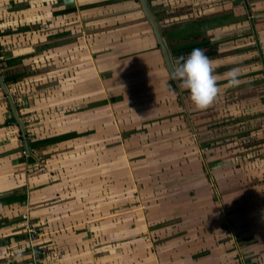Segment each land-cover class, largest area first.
Returning a JSON list of instances; mask_svg holds the SVG:
<instances>
[{
  "label": "crops",
  "instance_id": "obj_1",
  "mask_svg": "<svg viewBox=\"0 0 264 264\" xmlns=\"http://www.w3.org/2000/svg\"><path fill=\"white\" fill-rule=\"evenodd\" d=\"M23 1L28 8L31 6L27 5L30 0ZM34 1L36 7L33 5ZM45 1L32 0L33 8H37L36 17L38 19L45 18L46 11L43 4ZM146 1L159 23L160 32L171 59L173 50L204 40L215 43L218 55L211 60L215 65L216 82L219 89L228 84L226 73L234 68L232 63L236 57L233 56L238 54L239 40L235 34L234 23L231 22L227 27L223 25V28L220 25L221 0ZM250 2L242 0V4H245L243 7L245 9L249 7L251 10V4H257L259 0L255 3ZM13 3L17 5L19 1L0 0V46L1 48L6 46L3 49H7L6 43H13L18 35L22 36L21 33L12 32L14 30L21 32L16 29L19 26L16 22L12 24L13 17L16 18V15L18 17L23 12L26 14L31 12L30 9H24L27 7L13 9ZM52 3L56 6L52 11V15L55 16L52 20L53 26L55 23H59L58 25L60 22L67 23L68 27L65 30L68 31V36L63 43L60 41L61 38L52 39L49 51L54 54L68 51V62L63 65L68 68L70 82L76 80L74 77L77 64L83 62L85 89L87 90L78 93L74 87L69 91L67 103L72 105L70 108L74 111L84 108L79 111L83 122H72V126L66 128V132L61 134L70 132L87 134L31 150L29 148L28 153L24 148L20 129L18 128V133H20L18 140L1 138L7 133V123L4 126L0 125V243L1 240L6 239L5 243L0 244V260H9L11 264H30L25 241L26 227L31 225L36 228L37 244L42 247L41 264H125L129 254L124 250V236L115 235L114 230H111L110 236L103 234L102 220L94 222L90 208L89 214H86V211H78L81 205H77V194L71 193L77 185L75 179L79 180L84 174L82 177L84 186H82L85 190L84 195L87 196L86 189L88 185L91 186L93 177L92 163L87 162V159L92 158L94 142H98L101 146L106 143L102 139L104 138V123L93 121L92 110L104 111L108 110L106 106H112L118 110L123 107L129 111L128 113L136 119L133 122L136 128L126 126L125 129L132 131L130 135L136 131V148H139L136 150V157H141L140 161L145 158L144 162L150 165L158 162L155 156L156 151L152 150V147L163 148L164 152L160 151L161 155L158 157L163 158L161 162L164 161V166L161 167L163 170L160 171L166 172L165 166H169L167 162L170 160L167 161V159L171 153L169 148L176 145L181 146L184 144L183 140H186L183 136L173 132L174 123L182 124L176 117L180 111L179 103L184 104V109L189 110V104L192 102H189L188 92L179 80H169V73L139 0H73L71 4H64L63 0H52ZM238 3L239 0L224 2L223 9L229 13L228 17L235 16V5ZM92 4L97 5L87 7ZM68 9H74V11L54 15L55 12ZM22 26L20 24V27ZM257 27L254 31L259 34L261 31L264 35V26L260 27L257 24ZM79 32H84V39L77 35ZM11 37L13 41L9 40ZM47 37L48 34L42 35L39 41L44 44L49 43ZM82 43H84L83 47ZM45 47L44 45L43 48ZM226 49L230 50V53L223 54ZM243 52L246 53L245 50ZM245 53L241 52V54ZM260 57V62H264V52H261ZM247 59L250 58H245L244 62H252ZM93 78L98 83L96 85H100V90L95 89L96 92L90 84ZM169 85L174 91L169 89ZM2 96L6 99L5 109L8 107L13 115L7 94L4 92ZM114 97H120L121 100L92 107L96 102ZM14 108L16 110L15 106ZM200 110L204 111V109ZM200 110H190L186 115L187 121L191 116L189 122L192 127L195 126L203 135L205 120L200 113L198 114ZM199 116L202 119H199ZM2 121L0 115V124ZM94 124L100 127V132L96 135V137L99 135V139L95 141L93 139V130L96 129ZM144 128L149 131L148 136L140 134ZM157 132H162L163 136L157 137ZM146 138H149L148 149L142 151L140 143L147 142ZM27 142H29L28 139ZM161 142L162 145H160ZM64 145L76 146L74 157L83 156L84 161L76 163V166H69L64 165L73 164L64 160L69 157L68 155L53 156L47 164L52 169V174L31 172L32 163L34 164L44 154L58 147H65ZM87 150L89 153H86ZM55 164L60 167H71L72 171L55 170ZM105 167L107 168V163ZM100 171L102 173L104 170ZM61 175L65 179L73 177L70 181L72 186H64L61 182ZM102 176L99 174V178ZM217 176V188L220 195L213 196L215 202H207L206 205L197 204V210H194L196 207L192 209L191 212L195 213L193 216L197 218L196 220L189 218L164 220V217L172 214L166 215L163 212L169 211L172 205V207L178 205L176 203L167 206L166 204L177 200L171 191L165 192L166 201L160 208L162 210L152 214L147 220L136 221L144 233L146 230L144 236L150 237L148 252H145L143 248L140 249V244L136 242V257H130L127 263L264 264V185L255 183L252 189L251 187L246 189L244 182L235 186L226 185L227 181L231 184L233 177L236 178L238 174L232 172L229 176H221L218 172ZM147 177L149 181L153 179L150 175ZM100 180L103 182V177ZM203 190L205 188L198 186L195 193L203 194ZM214 190L209 194L210 197L212 193H215ZM175 192L179 193L180 198L184 193L183 199L179 202L180 206H178L182 215L186 212L182 205L190 204L191 194L188 189L182 188ZM207 198L208 195L203 200ZM7 199L13 200L11 203L3 201ZM51 200L53 202L49 204L48 201ZM83 206L86 210L87 206ZM199 216L208 218L199 219ZM94 226L96 232L93 231ZM113 226H116L114 227L116 229H123L119 224ZM173 230L178 234L172 238L171 235L166 234L162 238L158 236L161 232L171 233ZM152 242L155 246L151 245Z\"/></svg>",
  "mask_w": 264,
  "mask_h": 264
},
{
  "label": "rangeland",
  "instance_id": "obj_2",
  "mask_svg": "<svg viewBox=\"0 0 264 264\" xmlns=\"http://www.w3.org/2000/svg\"><path fill=\"white\" fill-rule=\"evenodd\" d=\"M17 1H19L17 5L13 3V9L27 7L23 0ZM226 1L221 0L220 2V6H222L220 25L222 28L223 25L227 27L231 22L235 25L233 27L239 40L237 44L238 54L233 56L236 59L232 64L234 68L239 69L240 74L237 77L239 83L234 86H228V84L221 86L222 88L219 89L210 105L204 108V111L199 109L198 114L200 113L205 120L203 135L195 126L192 127L190 124L191 116L187 121L186 114L190 110H196V108L193 104H189V110H186L184 104L179 103L180 111L176 117L182 124L174 123L173 132L183 136L186 140H183L184 144L181 146L176 145L169 148L171 153L167 159V161L170 160L167 162L169 166H165L166 172L160 171L163 170L161 167L164 166V161L161 162L160 160L163 158L158 157L161 152H164L163 148L152 147V150L156 151L155 156L158 162L150 165L144 162L145 158L140 161L141 157H136V150L139 149L136 148V131L130 135L132 131L125 129L126 126L136 128V124L133 123L136 119L131 113H128L129 111L123 107L118 110L112 106H106L108 110L104 111L92 110L93 121L104 123V138L102 139L106 143L101 146L98 142H94L92 158L91 160L90 158L87 159V162L92 163L93 176L91 186L88 185L86 189L87 196L84 195V179L82 178L84 174L79 180L75 179L77 185L71 193L77 194V205H81L78 207V211H86V214H89L90 208L94 222L102 220L103 226L100 227L103 234L110 236L111 230H114L115 235L124 236V250L129 254L125 264H132L127 263V259L132 256L133 258L136 257V242L140 244V249L143 248L145 252H148L150 237L144 236L146 230L144 233L136 221L147 220L152 214L161 211L160 208L166 201L165 192L171 191L177 200L166 205L170 206L176 203L178 205H174L175 207L172 205L169 211L163 212L166 215L172 214L164 217V220L175 218L196 220L197 218L193 216L195 213L191 212L195 207L194 210H197L196 205L186 206L184 209L186 212L180 214L178 206H180L179 202L183 199L184 193L180 198L179 193L175 192L177 189H188L189 194H192L193 191L195 193L198 186H201L205 188L203 191H206L208 195L206 202H210L214 195H220L217 188L218 172L221 176H229L232 172L238 174L236 178L233 177L231 184L227 181L226 185L235 186L244 182L246 189L248 187L252 189L255 183H257L256 185H264V103L260 101V98L264 96V62L259 60L261 59V52H264V35L261 31L260 34L254 31L257 24L260 27L261 25L264 26V0H259L257 4H251V10L249 7L245 9L243 7L245 4L239 0V3L235 5L236 14L233 17H228L229 13L223 9V4ZM249 1L255 3L257 0ZM29 2L27 5L30 4L31 6L24 9H30L31 12L28 14L23 12L18 17L17 15L16 18L13 17L12 20V24L16 22L19 25L16 29L21 30V32L18 30L12 32L21 33L22 36L18 35L13 43H6L7 49H3L6 46H2L3 48L0 46V66L2 68L0 73H3V75L1 74L2 77L7 74L10 76V74L25 73V76L19 77L17 82L5 86L30 142L66 132V128H70L72 122H83L79 111L84 108H80L78 111L71 110V104L67 102L69 91L76 87V92L83 93L86 90V83L83 74V62L77 64V72L74 77L76 80L70 82L68 80V68L63 65L68 62V51L57 54L49 51L52 39L61 38L60 41L63 43L68 36V31L65 30L68 27L67 23L60 22V25L55 23L53 26L52 20L55 16L52 15V11L56 6H53L52 0H46L43 3L46 11L44 19L36 17L37 8H33L32 0ZM33 5L36 7L35 1ZM26 23L28 25H25ZM20 24L23 26L20 27ZM59 30H61L60 33ZM46 34H48L47 41L50 42L41 43L39 40L42 35L46 36ZM77 35L85 38L84 32H79ZM9 40L13 41L12 37ZM44 45L45 48H43ZM83 46L84 43H82ZM228 52L230 53V50L226 49L223 54ZM241 52L245 54H241ZM245 58H250L247 60H252V62H244ZM256 60L259 62H255ZM90 84L94 92H96L95 89L100 90V85H96L98 83L95 82L94 78ZM3 93L4 91L0 86L2 107L0 115L3 120L0 125L4 126L11 113L8 107L5 109L6 99L2 96ZM212 112L215 113L212 114ZM198 118L202 119L200 116ZM6 128L7 133L1 138L17 140L20 138L17 122L6 125ZM94 128L97 129L93 130L95 141L97 138L99 139V135L97 137L96 135L100 132V127L94 124ZM148 133L146 128L140 131L143 136H148ZM160 135L162 132L156 133V136L161 138ZM146 139L147 142L140 143L142 151L148 149L149 138ZM64 146L44 154L41 159H37L31 165L33 169L31 172L52 174L53 171L47 164L53 156L68 155L69 157L64 160L73 164L64 165L69 166H76V163L84 161L83 156L76 155L74 157L76 146ZM86 153H89V150ZM106 163L107 168L105 167ZM101 169L104 170L102 173ZM55 170L72 171V168L60 167L55 164ZM99 174L103 175V182H101L100 178L102 177L99 178ZM147 175L152 176L153 179L149 181ZM72 179L73 177L67 179L62 177L61 182L66 187L72 186L70 183ZM211 188L215 189L212 197L209 195L211 191L213 192ZM90 189L91 191H89ZM52 202L53 200L48 201L49 204ZM83 205L87 206L86 210L83 209ZM198 218L206 219L208 217L200 218L199 216ZM117 224L121 225L123 229L114 228L116 226L113 225ZM93 231L96 232L95 226ZM165 234L171 235L172 238L178 233L173 230L171 233L161 232L158 236L162 238ZM151 245L155 246L154 242Z\"/></svg>",
  "mask_w": 264,
  "mask_h": 264
},
{
  "label": "clouds",
  "instance_id": "obj_3",
  "mask_svg": "<svg viewBox=\"0 0 264 264\" xmlns=\"http://www.w3.org/2000/svg\"><path fill=\"white\" fill-rule=\"evenodd\" d=\"M214 68V62L200 48H193L187 57L176 58L175 65L169 70V80H179L182 87L188 91L193 106L196 109H204L219 91ZM239 74L237 68L227 71L228 86L239 83ZM169 89L174 91L170 85Z\"/></svg>",
  "mask_w": 264,
  "mask_h": 264
},
{
  "label": "trees",
  "instance_id": "obj_4",
  "mask_svg": "<svg viewBox=\"0 0 264 264\" xmlns=\"http://www.w3.org/2000/svg\"><path fill=\"white\" fill-rule=\"evenodd\" d=\"M95 5L97 4H92V5H89L87 7H94ZM74 11V9H68V10H62V11H59V12H55L54 15H63V14H67V13H70ZM1 35V34H0ZM216 45L215 43H211L207 40H204V41H201V42H198V43H195V44H191V45H188L186 47H183V48H179V49H176V50H173L171 52L172 54V62H173V65H175V61H176V58L178 57H181V56H184V57H187V55L190 53V51L193 49V48H200L204 54L209 57V59L213 58V57H216L218 55V52H217V48H216ZM0 70L2 71V68L0 66ZM0 71V72H1ZM3 75V73H0ZM1 75V76H2ZM21 76H25V73H15V74H10V76L7 74L6 76H3V82L5 85L7 84H10V83H14V82H17V80L19 79V77ZM188 92V91H186ZM121 98L120 97H114V98H110L109 100H102V101H99V102H96L92 105V107H97V106H102V105H106L108 104L109 102H117V101H120ZM260 101L261 103H264V96L262 98H260ZM7 123L6 125H9V124H14L16 123V120L14 119L13 115H11L9 117L8 120H6ZM87 134V133H85ZM85 134H77L75 132H70V133H64V134H61V135H57V136H53V137H49V138H44V139H40V140H36V141H30L28 142L29 144V148L30 150L31 149H34V148H37V147H41V146H45V145H49V144H53V143H59V142H62V141H65V140H69V139H73V138H78L82 135H85ZM29 159H30V156H29ZM31 160V159H30ZM211 191V190H209ZM204 193H192L191 194V197H190V200H189V203L188 205H184V207L186 206H190V205H196L197 204H207L206 200H203V198H205L204 195H206V191H203ZM200 196H202V198H199ZM199 199V200H198ZM13 199H7L6 200H3L4 202H9L11 203ZM212 202H215V198L212 197L211 201ZM6 239H3L1 240V243H5ZM0 243V244H1Z\"/></svg>",
  "mask_w": 264,
  "mask_h": 264
},
{
  "label": "water",
  "instance_id": "obj_5",
  "mask_svg": "<svg viewBox=\"0 0 264 264\" xmlns=\"http://www.w3.org/2000/svg\"><path fill=\"white\" fill-rule=\"evenodd\" d=\"M63 2H64V4H71L73 2V0H63ZM139 3H140V6H141V9L144 13L145 18L147 19L148 23L150 24V26L152 28L154 37L156 39L157 45L160 49V52H161V55H162V58H163V61L165 64L166 70L169 73L170 67H172L174 65H173L170 53L168 51V48L166 46V43H165V41L161 35L159 23L157 22L156 18L151 13L150 8L147 4V1L146 0H139ZM0 86H1L2 90L7 94V98H8L11 110H12L13 117L16 120V122L19 126V129H20L21 135H22L24 148L29 153V147H28L26 134L24 132L22 123L20 122L19 117L17 116V113H16V110L14 108L12 99L8 93V90L6 89V86L3 82V78L1 76V74H0Z\"/></svg>",
  "mask_w": 264,
  "mask_h": 264
},
{
  "label": "built area",
  "instance_id": "obj_6",
  "mask_svg": "<svg viewBox=\"0 0 264 264\" xmlns=\"http://www.w3.org/2000/svg\"><path fill=\"white\" fill-rule=\"evenodd\" d=\"M26 241L25 248L28 250V258L30 264H41L42 247L37 244V231L34 226L28 225L26 227ZM0 264H11L9 260H0Z\"/></svg>",
  "mask_w": 264,
  "mask_h": 264
}]
</instances>
